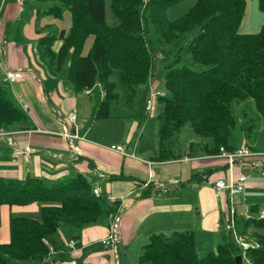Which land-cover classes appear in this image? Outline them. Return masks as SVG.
Listing matches in <instances>:
<instances>
[{"label": "trees", "instance_id": "16d2710c", "mask_svg": "<svg viewBox=\"0 0 264 264\" xmlns=\"http://www.w3.org/2000/svg\"><path fill=\"white\" fill-rule=\"evenodd\" d=\"M179 1L110 0L118 22L115 26L106 23L104 0H49L43 11L54 19L64 10L69 13L68 31L58 34L59 50L51 49L56 35L48 32L40 38L42 53L55 70L67 59V80L74 93H91L94 120L108 118L110 102L117 99L110 80L113 71L131 105L150 77L155 53L161 54L158 59L167 62L162 83L169 97L158 98L155 158L160 160L179 156L177 135L185 125L195 136L210 140V148L206 144L203 148L211 154L220 147L234 150L230 139L235 129L239 140H248L257 129L264 132V0H257L263 22L255 33L239 32L246 0H195L183 16L168 20L167 8ZM1 5L2 0L0 11ZM145 13L156 37V50L146 38ZM89 35L93 42L82 55ZM246 101H252L258 120L247 114ZM240 103L244 107L237 124L230 107ZM0 128H32L27 114L1 86ZM31 203L40 205L39 220L9 218V239L0 244V264H47L52 251L65 249L61 230L77 241L83 228L108 225V215L118 205L110 204L105 194L93 195L91 184L81 175L51 185L32 177H0V208ZM246 223L253 228L249 235L247 228L236 232L249 245L243 252L228 232L224 243L198 256L193 233L177 231L151 235L135 264H235V256H241V264H264V221ZM74 264L89 263L78 258Z\"/></svg>", "mask_w": 264, "mask_h": 264}, {"label": "crops", "instance_id": "0c3cea01", "mask_svg": "<svg viewBox=\"0 0 264 264\" xmlns=\"http://www.w3.org/2000/svg\"><path fill=\"white\" fill-rule=\"evenodd\" d=\"M40 1L2 0L0 86L9 91L15 101L20 99L27 106L25 113L32 124L30 130L37 128L40 132L15 136L17 143L27 141L30 145L32 152L27 161L12 157L11 147L0 139V177H32L51 185L81 175L101 194L115 197L120 202L122 214L121 240L115 249V261L112 253L99 242L107 234V225H94L81 230L80 239L75 241L72 250L65 247L69 238L61 230L60 238L65 249L52 251L47 264H74L78 258L89 264H129L125 254L128 248L139 246L140 251L151 235H170L177 231H191L198 246L213 250L226 241L228 231L225 225L228 223L237 233L246 228L247 233H251L253 228L247 227V220L264 221V174L260 171H264V149L251 148V151L262 155L237 159L228 166L219 152H205L203 147L206 143L199 150H194L188 142V148L183 152L176 144L179 156L160 160L155 158L156 143L148 150L143 149L140 142L142 133L134 145L129 146L134 133L131 128L119 140H104L106 138L96 129L97 123L94 122L97 120L92 117L94 100L91 93H74L67 80L68 61L66 66L63 62L59 70H55L43 56L40 38L52 30L50 24H39L38 17L43 12L39 9ZM247 3L248 0L241 24L244 20L249 23ZM44 4L50 5L49 0H44ZM54 41L51 49L57 52L61 45L57 42L54 50ZM2 67L21 70L23 80L5 85ZM152 107L153 102L151 111ZM71 110L75 113L74 123L66 118ZM88 117L92 122L88 123ZM64 129L76 131L82 137V140H72L77 152H71L64 146L65 142L60 137ZM244 141L232 140L231 145L237 149ZM112 145L121 146L134 157L111 150L109 147ZM206 145L210 148V141ZM253 163L255 166L252 167ZM240 174L246 176L241 194L237 197L226 192L215 195V180L235 179ZM39 208L37 203L1 206L0 244L8 242L10 217L38 215ZM220 233H225L223 238ZM202 235L204 239H201ZM205 243L209 244L204 246ZM135 261L136 257L134 264Z\"/></svg>", "mask_w": 264, "mask_h": 264}, {"label": "rangeland", "instance_id": "374dc122", "mask_svg": "<svg viewBox=\"0 0 264 264\" xmlns=\"http://www.w3.org/2000/svg\"><path fill=\"white\" fill-rule=\"evenodd\" d=\"M194 3H195V0H181L171 5L166 10V13H165L166 18L170 21L177 20L178 18L183 16L186 12H188L189 9L194 5ZM247 4L248 6L246 10V16L249 19L248 21L249 23L247 24V21L244 20L239 28V32L240 33H255L258 31L259 26L261 24L260 22H261L262 15L257 9L256 0H252V1L248 0ZM38 5H39V9H41V11H44L48 7L49 4H44V0H41ZM104 12H105V20H106L107 25L115 26L118 22L116 18L113 16L112 11L110 9V0H104ZM38 18L40 19L39 24L43 25L47 23L51 25V30L56 35V39L53 43V48L54 50H56L57 42L59 46L61 45V40L58 38L59 32L61 30H65L67 32L69 29V26H70L69 13L66 10H64L60 18L54 19L52 16L46 15L43 12H41V16ZM145 26L147 29L146 38L148 42L150 43L152 49L156 50L158 47L156 37L153 32L148 15L146 13H145ZM92 42H93V37L91 35L85 38V41L83 43V47L81 50L82 55L87 54ZM159 57H161V54L155 53L154 59H153V68H152L150 77L147 79L146 83L141 86V88L142 87H146V88L142 89L143 91L139 90L137 92L136 97L134 98L131 105H128L126 102L127 91L125 87L119 83L117 71H113V73L111 74L110 80L115 84V91L117 93V99L110 102L109 116L108 118H106L107 120H97V122H94V123H97L95 124L96 129L100 132V134L104 136V138H106L104 140H111V141L119 140L122 137H124L126 131L129 128H131V130H133L134 133L131 135V142L129 145L130 147L134 145L135 141L137 140L138 135L141 133H142V138L140 139V142L144 146L143 149L148 150L151 146H153V143H156V140H154L156 139L154 130H156V124H157L156 115L160 111L159 109L161 107V104L159 103L158 98L154 97L152 99V102H153L152 111H151V106L149 108V111H151V113L149 112V114H146L144 107H145L146 97L149 96L150 94V91L149 90L147 91V88L155 90V91H159L163 93V96L169 97V94L163 88V83H162V76L164 74L163 67L167 62L163 60H159L158 59ZM64 62H65L64 66H66L67 59H65ZM0 84H2L1 81H0ZM152 102H151V105H152ZM244 104L247 105V112H248L247 114L251 118L258 120L259 118H258V115L254 111L252 101H246ZM244 104L243 103L233 104L230 107L231 115L237 124L241 120V113H242ZM90 122H92V120L90 117H88V123ZM6 130L9 131V130H14V129H6ZM18 130L19 129L17 130L15 129V131H18ZM239 139H240V133L238 129H235V133L233 137H231L230 142H232V140H239ZM209 141H210L209 139L199 138L195 136L187 125L181 128L180 132L177 135L178 150H180L181 152H183L184 150H187L188 148L187 146L189 143H191L192 148L194 150H199V148L204 143L207 144L209 143ZM246 141H248V143ZM243 143L249 148L250 151H251V148L252 149L255 148L256 150L257 149L263 150L264 149V132H262V130L260 129L255 130V132L248 137V140L245 139ZM250 143L253 144L252 147ZM142 145H141V149H142ZM235 197L237 196L235 195ZM194 213L196 212L194 211ZM25 216L35 219V220H39L40 218L39 214L38 215L28 214ZM3 218L5 219V213H4ZM247 234L249 235L250 233H247ZM224 235L220 233V237L222 236L221 238H223ZM201 239H204L203 235L201 236ZM241 239L243 240L242 237ZM208 244L209 243L207 244L205 243L204 246ZM201 246H198L197 244L198 256H201L200 254L203 253L204 251V248H201ZM65 247H66V244H65ZM138 249H139V246H132L128 248L127 251L125 252L126 259L129 264H134L133 262L135 260V257L137 258L140 252L138 251ZM69 250H72V249H69ZM247 263L249 262L245 261V264Z\"/></svg>", "mask_w": 264, "mask_h": 264}, {"label": "built area", "instance_id": "2783aa9c", "mask_svg": "<svg viewBox=\"0 0 264 264\" xmlns=\"http://www.w3.org/2000/svg\"><path fill=\"white\" fill-rule=\"evenodd\" d=\"M2 75H3V82L5 85L12 84L17 81L23 80V72L19 69H11L7 67H2ZM150 91L149 96H147V99L145 101V113L149 114V108L151 106L152 99L154 97H162L163 93L159 91H155L152 89H148L147 91ZM84 93L88 94L89 91L86 90ZM17 104L20 106V108L26 112L27 106L21 103L20 99H16ZM66 118L70 123H74L75 120V113L73 110L69 111L66 114ZM31 132H40L39 129L34 128L33 130H6L3 128H0V139H4L6 143L11 147V155L14 158L21 159L23 161H27L29 159V156L32 152L30 145L27 141H23L21 143H17L15 136L21 135V134H29ZM61 139L65 142L64 146L71 152H77V147L73 145L72 140H82V137H79L76 133V131L70 132L67 129H64L62 133H60ZM111 150H114L121 155L124 156H130L134 157L132 154L128 155L124 149L121 146H110ZM219 154L220 157H222L228 166H231L235 160L237 159H249L251 157H256L257 155H262V153H255L253 151H250L249 148L242 143L239 148L234 149L232 151H226L222 147L219 148ZM245 163V162H244ZM255 163L251 165L252 167L255 166ZM257 167V165H256ZM261 173L264 174V171L260 169ZM246 181V176L244 174L238 175L235 179H217L213 183V188L215 195L217 196L221 192H226L228 195H239L243 192L244 185ZM92 193L95 196H100L101 192L97 187L92 188ZM106 199L110 204H118L116 209L111 211L108 215V225H107V234L100 239L101 246L107 250L108 252L112 253L113 259L115 261V249L117 245L120 243V226L122 221V214H121V206L120 202L112 196H106ZM225 230L231 233L232 239L235 243V245L241 249L243 252L245 249L248 248V244L244 242L239 235L234 231L233 226L231 223H228L225 225ZM75 244V241L73 239H69L66 243V247L68 249H73ZM116 264V262H115ZM250 264V263H247Z\"/></svg>", "mask_w": 264, "mask_h": 264}, {"label": "water", "instance_id": "95a60500", "mask_svg": "<svg viewBox=\"0 0 264 264\" xmlns=\"http://www.w3.org/2000/svg\"><path fill=\"white\" fill-rule=\"evenodd\" d=\"M234 262H235V264H241L240 263L241 262V256H235Z\"/></svg>", "mask_w": 264, "mask_h": 264}]
</instances>
